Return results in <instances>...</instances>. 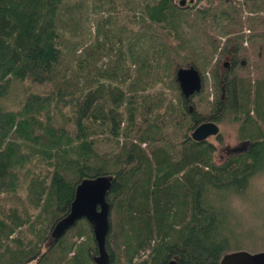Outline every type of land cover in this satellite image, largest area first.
Wrapping results in <instances>:
<instances>
[{
  "label": "trees",
  "instance_id": "trees-1",
  "mask_svg": "<svg viewBox=\"0 0 264 264\" xmlns=\"http://www.w3.org/2000/svg\"><path fill=\"white\" fill-rule=\"evenodd\" d=\"M197 4L0 0V264H95L85 218L46 244L76 184L98 174L113 176L109 264L175 254L180 264L219 263L232 234L228 198L264 155V0ZM230 49L244 63L225 76V103L219 56ZM191 63L203 83L189 98L175 71ZM226 108L254 142L229 167L190 136Z\"/></svg>",
  "mask_w": 264,
  "mask_h": 264
},
{
  "label": "water",
  "instance_id": "water-1",
  "mask_svg": "<svg viewBox=\"0 0 264 264\" xmlns=\"http://www.w3.org/2000/svg\"><path fill=\"white\" fill-rule=\"evenodd\" d=\"M195 0H176V4L192 6ZM181 93L188 97L200 92L202 88V75L199 69L191 64L180 65L175 71ZM219 126L212 120L198 123L190 132L192 139L201 141L211 134H217ZM242 150V147H238ZM111 174H98L82 178L75 187L69 211L59 218L53 225L48 244L55 243L71 226L81 218L87 219L92 228L94 240L97 245V254L93 256L95 264H109V253L105 246L106 236L110 228V203L107 192L112 183ZM168 264H179L178 255L175 254ZM218 264H264V249L248 251L237 249L224 252Z\"/></svg>",
  "mask_w": 264,
  "mask_h": 264
},
{
  "label": "rangeland",
  "instance_id": "rangeland-1",
  "mask_svg": "<svg viewBox=\"0 0 264 264\" xmlns=\"http://www.w3.org/2000/svg\"><path fill=\"white\" fill-rule=\"evenodd\" d=\"M176 1V0H175ZM210 0H196L195 4L202 5ZM94 26H90L91 33L93 32ZM212 32L216 35L219 33L216 28H212ZM250 29L244 26L243 33L245 35L243 43L246 45L248 42L247 34ZM222 43L225 41V36L221 37ZM227 52V51H225ZM219 56V62L224 60V54ZM218 58L215 56L214 60ZM106 59V57H104ZM236 68V67H235ZM237 67L236 70H239ZM210 75L208 73V88L211 90V84H209ZM167 91V90H166ZM212 94V93H211ZM211 97V96H210ZM174 101L176 100L173 97ZM196 100V98H195ZM223 131L221 136L212 137L211 141L214 145L218 147L226 142L235 143L236 142V125L234 123H223ZM184 131V130H183ZM144 144V143H143ZM114 148L113 143L102 142L100 150H111ZM222 150L218 149L216 153V160L219 161L221 158ZM248 187L246 190L240 192L239 194H234L229 196L228 202L231 206L232 218L230 219V228L232 230L230 244L227 247V251L244 249L251 252L264 249V172H260L248 182ZM225 195V194H224ZM224 200H222L223 202ZM146 252L143 251L141 255H145ZM32 262V261H31Z\"/></svg>",
  "mask_w": 264,
  "mask_h": 264
},
{
  "label": "flooded vegetation",
  "instance_id": "flooded-vegetation-1",
  "mask_svg": "<svg viewBox=\"0 0 264 264\" xmlns=\"http://www.w3.org/2000/svg\"><path fill=\"white\" fill-rule=\"evenodd\" d=\"M240 52L241 51H239V50L238 51H234L233 49L228 50L224 54V60H222L220 65H219V69H220V73H221L220 80L222 81V93H221L220 96H221V98L222 97L224 98L225 103L228 100V99L226 100L227 95L225 96V87H224L226 77L227 78L229 77V73H230V71L232 69V66L237 68V67H239L238 66L239 64L244 63V60L241 57V55H240L241 53ZM188 109L192 110V104L190 102L188 103ZM252 111H253L252 116L255 118V125H257L258 121H259V118H260V116L262 114L259 115L254 110H252ZM205 120H212V121L216 122L218 124V126H219V132L217 134H211L208 137H206L205 139H203V140L207 141L208 142L207 144H209L211 146V149H213V151H212V159H213L212 164L215 165V166L229 167L232 164L235 165V163L233 162L234 159H236V157H238V155L240 153H242V152H245V153L249 152L250 147H252V145L254 144V142L251 139H249L248 137H243L241 135V127L243 125V117H241L238 113H233L230 109L226 108V109H224L223 112L220 111L219 120H214V119L207 118V119H204L203 121H205ZM227 122L228 123H234L236 125V129H237L236 130V132H237V134H236V136H237L236 137V142L235 143L226 142L223 145L218 147L217 145H214L212 143L211 138L214 137V136L215 137L221 136V133L223 131L222 124L223 123H227ZM256 146L259 147L258 143L256 144ZM262 146H264V144ZM238 147H242L243 149L239 150ZM218 149L222 150L221 158H220L219 161L216 160V153H217ZM255 151L257 152V150H255ZM253 154H254V152H253ZM260 158L261 159L259 160V162L257 161L256 158H254L253 160H251L249 162V164L251 165L250 168L251 167H254V168H253V171L250 173V175L247 177V179H251L254 176H256L257 174H260V172H264V155L262 157H260ZM206 167H208V166H206ZM230 178H231V180H237L235 175L230 177ZM49 245L50 244H46V246H49Z\"/></svg>",
  "mask_w": 264,
  "mask_h": 264
},
{
  "label": "bare ground",
  "instance_id": "bare-ground-1",
  "mask_svg": "<svg viewBox=\"0 0 264 264\" xmlns=\"http://www.w3.org/2000/svg\"><path fill=\"white\" fill-rule=\"evenodd\" d=\"M189 98L192 97V95L188 96Z\"/></svg>",
  "mask_w": 264,
  "mask_h": 264
}]
</instances>
